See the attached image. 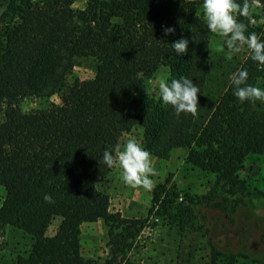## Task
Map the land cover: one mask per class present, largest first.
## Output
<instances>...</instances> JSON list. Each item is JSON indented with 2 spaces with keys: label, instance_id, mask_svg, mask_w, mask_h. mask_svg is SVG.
Wrapping results in <instances>:
<instances>
[{
  "label": "trees",
  "instance_id": "1",
  "mask_svg": "<svg viewBox=\"0 0 264 264\" xmlns=\"http://www.w3.org/2000/svg\"><path fill=\"white\" fill-rule=\"evenodd\" d=\"M73 1L4 0L0 14V232L10 225L31 238L16 264H97L81 255L79 228L98 219L108 227L111 264L132 247L144 220L111 211L97 186L112 169L104 150L132 128H141L143 145L157 157L168 158L172 146L186 148L185 161L213 174L225 198L243 193L238 171L248 156L264 152V109L238 102L229 83L199 131L190 113L176 115L147 90V78L164 66L165 80L184 75L197 83L199 104L212 34L198 11L202 0H88L82 9ZM253 1L264 11V0ZM237 19L264 39V23ZM167 26L174 33L165 35ZM180 37L188 51L178 56L171 43ZM78 58L94 61L92 78H76L58 104L20 109L24 98L54 94ZM238 68L247 69L249 84L264 78L248 56ZM177 196L160 185L153 199L184 228L193 210L175 206ZM54 217L60 221L48 234ZM236 256L212 243L207 264H234ZM260 256L263 263L264 251Z\"/></svg>",
  "mask_w": 264,
  "mask_h": 264
},
{
  "label": "rangeland",
  "instance_id": "2",
  "mask_svg": "<svg viewBox=\"0 0 264 264\" xmlns=\"http://www.w3.org/2000/svg\"><path fill=\"white\" fill-rule=\"evenodd\" d=\"M87 2L88 0H74L72 6L82 9ZM237 2L241 6L247 4L250 22L264 23V11L258 2ZM5 5L4 0H0V14ZM198 11L202 14L201 5ZM226 52V47H221V39L211 34L208 50L209 71L198 104V114L193 122L194 131H199L205 123L228 85V74L235 71L247 56L246 52H241L229 60ZM167 74V68L161 66L147 78V90L151 95L156 96L159 93L158 82L166 79ZM93 75L94 61L90 58H78L54 94L48 97L24 98L19 107L22 111H32L58 104L61 95L76 78L87 80ZM257 86L264 88V78L259 79ZM253 104L264 109V102L255 101ZM3 109L4 105L0 104V121ZM129 137H135L143 144L140 127L122 133L118 145L122 147ZM187 152L184 147L172 146L166 159L152 154L157 175L152 177L155 187L151 191L125 185L121 170L116 167H112L107 176L97 182L98 188L109 196L111 211L144 220V226L132 247L119 256L114 264H207L212 243L223 250L237 253L234 264H264L260 261V253L264 251V152L247 157L238 171L236 181L243 193L226 198L215 184L213 174L185 161ZM160 185H165V190L169 192L178 193L173 199L175 206L192 208L193 214L188 217L184 228L162 213L163 206L154 203V192ZM4 193V188L0 186V204ZM208 197L211 198L210 202ZM59 221V217L52 219L47 228L48 234L54 232ZM79 239L84 259L97 264H111L108 227L102 219L83 222L79 228ZM30 243L29 235L14 226L6 225L0 232V264H16V257L25 254ZM241 252L249 253L250 256L243 257L239 255Z\"/></svg>",
  "mask_w": 264,
  "mask_h": 264
},
{
  "label": "clouds",
  "instance_id": "3",
  "mask_svg": "<svg viewBox=\"0 0 264 264\" xmlns=\"http://www.w3.org/2000/svg\"><path fill=\"white\" fill-rule=\"evenodd\" d=\"M202 14L207 29L221 39V47H226V57L231 60L234 55L246 52L257 66L264 68V39L256 33L248 32L247 25L237 16L248 15L247 4L241 6L237 0H202ZM164 34L174 33L172 26L164 27ZM173 51L179 56L188 51V40L180 37L171 43ZM229 86L238 102H264V88L247 83L246 68H237L228 74ZM159 99L163 104L171 105L175 114H198V96L200 88L189 76H180L158 82ZM227 90V88L225 89ZM103 162L109 168L121 170L123 183L130 187H142L151 191L155 187L152 177L157 175L153 165L152 153L135 137L127 138L122 147L105 149ZM43 199L52 203L53 198L45 194Z\"/></svg>",
  "mask_w": 264,
  "mask_h": 264
}]
</instances>
